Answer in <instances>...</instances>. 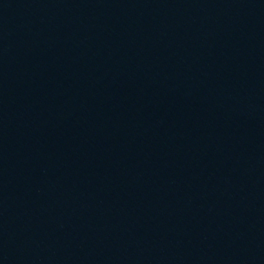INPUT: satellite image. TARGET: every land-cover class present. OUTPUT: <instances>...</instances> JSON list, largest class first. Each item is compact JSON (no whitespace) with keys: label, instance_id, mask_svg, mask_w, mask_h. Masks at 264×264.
<instances>
[{"label":"water","instance_id":"obj_1","mask_svg":"<svg viewBox=\"0 0 264 264\" xmlns=\"http://www.w3.org/2000/svg\"><path fill=\"white\" fill-rule=\"evenodd\" d=\"M205 0H0V264H220Z\"/></svg>","mask_w":264,"mask_h":264}]
</instances>
